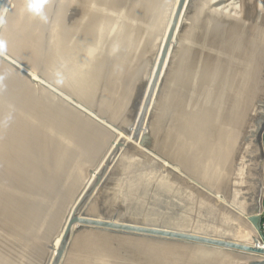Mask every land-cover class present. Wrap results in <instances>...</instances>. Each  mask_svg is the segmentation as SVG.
Segmentation results:
<instances>
[{
    "label": "water",
    "instance_id": "1",
    "mask_svg": "<svg viewBox=\"0 0 264 264\" xmlns=\"http://www.w3.org/2000/svg\"><path fill=\"white\" fill-rule=\"evenodd\" d=\"M264 0H0V264H264Z\"/></svg>",
    "mask_w": 264,
    "mask_h": 264
},
{
    "label": "built area",
    "instance_id": "2",
    "mask_svg": "<svg viewBox=\"0 0 264 264\" xmlns=\"http://www.w3.org/2000/svg\"><path fill=\"white\" fill-rule=\"evenodd\" d=\"M261 233L263 234V236H264V209L262 210V212H261ZM263 246H264V244H263Z\"/></svg>",
    "mask_w": 264,
    "mask_h": 264
}]
</instances>
